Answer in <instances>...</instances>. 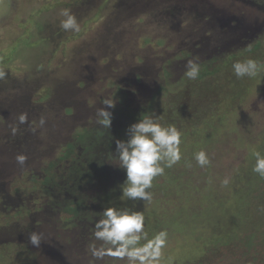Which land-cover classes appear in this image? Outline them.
I'll return each mask as SVG.
<instances>
[{
	"label": "rangeland",
	"instance_id": "rangeland-1",
	"mask_svg": "<svg viewBox=\"0 0 264 264\" xmlns=\"http://www.w3.org/2000/svg\"><path fill=\"white\" fill-rule=\"evenodd\" d=\"M260 4L0 0V69L6 72L0 79V264L15 261L16 245L30 264H127L92 254L102 244L94 226L108 207L142 211L149 238L167 231L160 264L194 261L205 247L234 237L259 175L254 153L264 156V71L238 78L232 65L262 57ZM65 8L79 32L60 27ZM189 59L215 70L217 101L200 119L196 102L204 98L195 102L194 90H185ZM212 95L206 89L205 98ZM165 97L171 121L162 126L177 127L182 106L195 112L193 124L180 131L181 159L153 179L150 201L127 199L116 140H127L129 126L145 113L157 119L156 101ZM101 107L112 113L108 129L97 122ZM201 150L210 160L204 167L195 160ZM19 154L27 157L23 165ZM17 183L27 186L12 190ZM33 232L41 236L39 247L29 242Z\"/></svg>",
	"mask_w": 264,
	"mask_h": 264
},
{
	"label": "clouds",
	"instance_id": "clouds-1",
	"mask_svg": "<svg viewBox=\"0 0 264 264\" xmlns=\"http://www.w3.org/2000/svg\"><path fill=\"white\" fill-rule=\"evenodd\" d=\"M60 15L63 19L60 27L65 31H80V23L71 9H62ZM251 52V46L246 49ZM186 77L195 80L199 77L200 66L195 59L187 61ZM234 74L238 78L245 76L254 77L264 71V63L254 58L237 61L232 65ZM6 72L0 69V79ZM109 108L114 106L111 99L102 102ZM20 122L26 120L25 115L19 117ZM112 113L105 107L97 111V122L104 128L111 127ZM43 123V120L41 121ZM182 133L174 126H162L158 119L150 115H143L128 128L127 140H116V153L118 166L126 171V180L123 183L122 196L130 200L150 201L153 179L164 175L165 167L171 168L181 159ZM256 163L253 171L264 178V156L259 152L254 153ZM27 157L19 154L16 157L18 164L23 165ZM197 164L204 167L210 163L204 150L195 154ZM229 183L228 178L222 181L223 185ZM145 216L142 211L108 207L103 210L102 217L95 224L93 233L95 240L102 242L99 248L93 246L92 254L96 258L105 255L126 259L127 264H160L162 249L165 247L168 233L161 230L152 238L144 231ZM144 243H141V241ZM29 242L34 247H39L41 236L33 232Z\"/></svg>",
	"mask_w": 264,
	"mask_h": 264
},
{
	"label": "trees",
	"instance_id": "trees-1",
	"mask_svg": "<svg viewBox=\"0 0 264 264\" xmlns=\"http://www.w3.org/2000/svg\"><path fill=\"white\" fill-rule=\"evenodd\" d=\"M259 52L262 57L258 60V62L264 63V47L259 50ZM200 69H202V72H200L199 77L195 80H188V86L185 88V90H194L195 102L197 99L200 101L201 98H204L203 103L196 102V105L198 106L197 110L200 114L198 119L203 118V114L206 110L212 108V105H215L217 101L215 99L216 90L213 89L215 84L212 85L213 81L216 80L214 76L215 70L208 71V69H205L203 66H200ZM197 89H204V92L199 93ZM206 89L213 91L211 99L205 98ZM188 94V92L185 94L186 98L188 97ZM121 98L122 95L120 93L115 96L117 104H120ZM38 99H40V97H38ZM185 99L182 100V103H185ZM167 100L171 101V98L168 97V99H166L165 97L160 102L156 101L155 104L157 105L155 110L159 113V117L157 116L156 118L161 125L167 121H171L169 120L168 115H165V107L169 104ZM188 103L189 97L187 104ZM191 104H193V101L189 105ZM185 107L186 106H182L180 110L179 124L176 127L179 131L186 130L187 126L193 124V120L190 119V116H195L194 109H188L187 105L186 110ZM144 115H147V113ZM140 118H138L135 122H137ZM187 121V124H182ZM61 154L64 156V152ZM158 181L163 182V178L158 179ZM19 185L27 186L22 183H17L14 184L11 189L14 190ZM248 199L249 205L246 207L247 211L245 216L239 220L240 225L237 234L229 240L222 242L220 245L210 244L205 247L203 254L198 259L188 261L183 264H264V178L258 175L255 185H253L248 192ZM1 219L6 221L7 217H2ZM145 225L146 224L144 223V226ZM21 249L22 248L19 246L17 247V245L12 248L11 252L14 257L12 259H15V261L11 264H30L25 258H19Z\"/></svg>",
	"mask_w": 264,
	"mask_h": 264
},
{
	"label": "flooded vegetation",
	"instance_id": "flooded-vegetation-1",
	"mask_svg": "<svg viewBox=\"0 0 264 264\" xmlns=\"http://www.w3.org/2000/svg\"><path fill=\"white\" fill-rule=\"evenodd\" d=\"M243 1H245V2H249V3H251V4H254V5H261L260 4V1H262V0H243Z\"/></svg>",
	"mask_w": 264,
	"mask_h": 264
}]
</instances>
